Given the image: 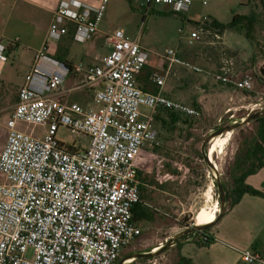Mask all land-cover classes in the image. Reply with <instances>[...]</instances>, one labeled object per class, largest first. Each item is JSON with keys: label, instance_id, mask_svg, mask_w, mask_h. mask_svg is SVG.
Masks as SVG:
<instances>
[{"label": "built area", "instance_id": "built-area-1", "mask_svg": "<svg viewBox=\"0 0 264 264\" xmlns=\"http://www.w3.org/2000/svg\"><path fill=\"white\" fill-rule=\"evenodd\" d=\"M108 1L98 8L63 0L53 14L46 43L19 87L0 152V264H119L123 250L142 235L133 223V209L141 202L138 176L143 153L160 145L153 126L157 110L193 119L200 116L196 108L162 92L175 64L201 71L181 60L177 48L164 51L165 69L150 76L158 92L138 86L137 76L151 56L140 44L142 28L137 38L122 29L108 34L109 53L97 64H69L55 57L52 46L66 35L79 43L92 39ZM195 2L208 4V0H141L140 7L145 17L164 8L190 23L187 14ZM192 23L194 29L185 40L223 45V34L213 19ZM7 49L0 42V79ZM229 65L232 61L225 60L214 78L251 91L253 74L234 81ZM69 80L73 87H68ZM85 90L93 94L90 107L72 99L73 92ZM21 124L45 130L38 135ZM60 129L87 136L89 145L60 140ZM240 256L245 264H264L259 251L241 250Z\"/></svg>", "mask_w": 264, "mask_h": 264}, {"label": "rangeland", "instance_id": "rangeland-1", "mask_svg": "<svg viewBox=\"0 0 264 264\" xmlns=\"http://www.w3.org/2000/svg\"><path fill=\"white\" fill-rule=\"evenodd\" d=\"M102 1L97 6L98 8L102 5ZM134 7L132 11H129L128 0H110L105 5L100 26L104 30L124 29L127 33L135 34L142 28L143 42L149 43L156 53L162 54L166 49L178 46V57L201 71L196 72L190 67L183 66L190 73H187L185 77V85H182L181 89L176 88V92H173L177 95L175 101L196 108L200 116L194 119L179 116L177 123H172L169 118L170 123L164 127L160 122L155 127L154 117L153 126L158 132L160 145L143 153L142 163L148 165V175L146 177L143 175L142 178L152 181L158 189L162 185L165 186L168 194L152 191L160 196L156 203L151 204L159 210V212L154 211L155 222L142 228V235L123 250L120 260L135 253L152 251L159 247L166 237L172 236L173 238L193 227L201 206L211 208L216 202H220L215 178L217 174L224 186L225 195H229L233 187L232 176L236 170L235 161L238 150L244 140L248 139L247 136L255 132V121L228 131L231 135L224 147L225 150L214 157V165L218 167L216 171L210 168L203 159V144L212 134L230 128L232 124L241 123V120L247 116L264 111V0H208L206 6L199 2L193 3L187 14L192 22L209 17L227 25L232 22L236 14L255 15L256 22L251 31L252 40L244 34L228 29L223 33V45L217 44V46L185 40L184 38L191 34L194 27L192 22L187 23L182 16L151 13L144 17V12L136 3ZM0 12H4L8 27L6 32H3L2 26L0 27V42L8 46V62L0 79L1 152L7 139V130L4 125L17 102L19 87L24 83L32 67L36 51L34 49L37 43L40 45L44 27L48 22L43 14H33L36 19H39L36 20L38 23L27 19V22L21 23L22 31L18 32L14 29H16V22L21 13L20 5L14 0H0ZM33 16L30 18L34 19ZM180 29L184 30L183 34ZM245 30L246 33L248 27L245 26ZM16 39L19 41L16 46H13L12 43ZM71 40L72 55L70 57L74 61L97 64L101 59L97 55L102 57L109 53L104 34L98 33L93 39L95 48H93L94 44H89L90 40L87 43ZM90 48L95 50L96 55L94 54L91 60H84V55L90 51ZM225 60L232 61V65L229 66L233 70L234 81H239L246 73L253 74L254 86L251 91H242L234 84L224 85L214 78V75L221 71ZM177 65L179 64L173 66L172 73L168 76H172V80L176 76L174 70ZM174 82L175 79L172 85ZM70 87H73V84ZM175 87L177 86L174 84L173 88ZM72 99L90 107L93 94L89 90L73 92ZM158 111L167 110L159 109ZM21 127L38 135H42L45 130L42 126L27 124H21ZM228 132L219 136H224ZM57 136L68 144L76 143L81 147H87L90 143L87 136L67 129H60ZM206 146L208 147L207 144ZM159 176L162 182L163 177L165 178L163 184L161 180H157L160 179ZM0 181H3L1 176ZM147 191L149 192L150 189L144 191L145 195ZM225 206L226 211L230 209L229 200H226ZM223 222H225L224 219L209 227L213 228L212 235L217 236V231ZM260 239L264 242V233L260 235ZM165 243L166 241L163 244ZM258 248L257 251L264 254V248L261 246ZM130 260L132 261H126V264H178L179 255L177 246H172L152 259Z\"/></svg>", "mask_w": 264, "mask_h": 264}, {"label": "crops", "instance_id": "crops-1", "mask_svg": "<svg viewBox=\"0 0 264 264\" xmlns=\"http://www.w3.org/2000/svg\"><path fill=\"white\" fill-rule=\"evenodd\" d=\"M63 0H14L15 3L20 5V15L17 20V26L16 31H22L21 29V23L27 22V19L33 23H38L39 19H36L33 14L39 15L43 14L45 17L44 19L47 20V24L44 27V34L42 37V40L40 42V45L37 43V47H35V55L36 53L41 50L46 43L47 40V33L49 25L53 19V14L59 7L60 3ZM82 4H86L88 6L97 7L102 0H76ZM110 2V0L108 1ZM129 2V11H132L135 5V3L138 5L140 9L141 0H128ZM144 12V10L142 9ZM156 11L160 12H167L164 8H157ZM169 13V12H168ZM25 16H28L25 18ZM33 16L34 19H31L30 17ZM145 17V16H144ZM189 19V18H188ZM192 21L191 19H189ZM102 21V20H101ZM100 21V22H101ZM31 23V24H33ZM3 27V32H6L7 23L5 21V14L4 12H0V27ZM10 27H12L10 25ZM124 31V29H122ZM111 30H104L100 26L98 27L97 34H104L105 38L108 34L112 33ZM126 35L132 38H137L139 36V31L135 33H127L124 31ZM95 34L92 39L90 40V45H93V48H95V42L93 39L96 38ZM143 36L144 33H142L139 37L140 44L143 48L148 50L151 53L149 63L146 65L144 70L137 76V84L138 86L146 91L151 93H156L159 91V89L151 82L150 76L151 74L156 70H163L166 67L165 61L162 59V54L156 53L152 50L151 46H149V43L143 42ZM71 39H73V36L66 35L64 36L57 44H54L52 46L51 52L57 57L59 60H61L64 63L69 64H80L81 62H78L77 60L74 61L73 58L70 56L71 54ZM74 40V39H73ZM106 41V40H105ZM178 45V44H177ZM175 48L178 49V46ZM87 51L84 55V60L88 59L91 60V57L95 54V50ZM96 55V54H95ZM98 58H102L104 56L97 55ZM106 56V55H105ZM35 58V56H34ZM83 64H91V62H82ZM7 64L5 65V67ZM4 67V68H5ZM176 76H174L175 79V88H173L174 84L172 85V76L168 77L165 86L162 88V92L167 97L177 100V95L173 92H176V88L182 87L184 84V81L186 80L187 73L189 74L185 68L181 65L175 66ZM74 85L73 80L68 81V87L71 85ZM181 89V88H180ZM144 112H148L146 108H142ZM171 113L167 111H158L155 114V127L160 122L162 126H168L169 121L172 120V117L170 116ZM167 115V117H165ZM179 115V114H176ZM180 116V115H179ZM170 118V120H169ZM4 146V145H3ZM3 146L1 148V151L3 149ZM147 153V152H145ZM142 163V162H141ZM148 175V165L142 163V167L139 171V193L141 202L140 209L136 208L135 211L137 212L136 217L133 215V223L136 227L140 228L142 231V228L147 227L150 224H154L155 222V213L154 211L159 212L158 209L154 208L151 204L156 203V201L159 200V194L152 192L153 190L158 191V193L168 194L166 192L165 186L162 184L165 181V178L163 177V182L161 176H159L162 182V186H160V189L156 187L155 184H153L152 181H148L142 178V176ZM246 185L249 186L252 189L258 190L262 193H264V167L257 171L256 173L250 175L246 179ZM145 188V189H144ZM147 189H150V191L146 192V196L144 191ZM152 192V194H150ZM162 198V197H161ZM162 202V201H161ZM160 202V203H161ZM152 209V210H151ZM223 225L219 230L217 231V236L213 235L215 237V241L213 244L209 246H202L197 244L191 239H187L184 242L180 243V247H177L178 255L179 257H184L186 259H189L193 262V264H245L241 260L240 251L241 250H259V246L264 248V242L262 239H260V235L264 233V197L261 196H254L251 194H245L240 202L236 204L234 207L230 208L225 212L223 217L220 220H223ZM220 220L218 222H220ZM218 222L216 224H218ZM215 224V225H216ZM211 234H213V228L211 229ZM172 236H168L164 239V241H161L160 245L163 244L165 241H168L169 238ZM259 241V242H258ZM261 241V245L260 244Z\"/></svg>", "mask_w": 264, "mask_h": 264}, {"label": "trees", "instance_id": "trees-1", "mask_svg": "<svg viewBox=\"0 0 264 264\" xmlns=\"http://www.w3.org/2000/svg\"><path fill=\"white\" fill-rule=\"evenodd\" d=\"M152 13H159L162 15H176L174 13L168 12H160L153 10ZM256 22L255 15H234L231 23L225 25L220 23L219 21L213 19V24L217 28L220 29L223 34L226 30H234L241 34H244L249 40H252L251 31L254 28ZM245 26L248 27V31L245 33ZM246 31V30H245ZM57 58V57H56ZM58 59V58H57ZM59 60V59H58ZM172 117V123H177L179 121V115L183 116L179 113L169 112ZM179 114V115H176ZM186 117V116H183ZM188 118V117H186ZM256 130L252 132L250 136H247L248 139L244 140L240 150H238L237 158L235 161L236 170H234L232 176V184L233 187L229 192V195H226V200L230 202V208L234 207L236 204L240 202L242 197L245 194H251L254 196L264 197V193L252 189L246 185V179L262 169L264 167V117L259 118L255 121ZM241 152L243 154H241ZM241 154V155H240ZM135 208V207H134ZM136 208L140 209V204L136 205ZM133 215L136 217L137 212L133 209ZM219 216V215H218ZM211 228H206L202 232H197L193 235L186 237L187 239H191L199 245L209 246L214 243L215 238L210 233ZM180 247V244L177 246ZM148 252H151L149 250ZM152 258H140L139 260H149ZM178 264H193V262L184 257H179Z\"/></svg>", "mask_w": 264, "mask_h": 264}, {"label": "water", "instance_id": "water-1", "mask_svg": "<svg viewBox=\"0 0 264 264\" xmlns=\"http://www.w3.org/2000/svg\"><path fill=\"white\" fill-rule=\"evenodd\" d=\"M262 117H264V111L259 112L257 114H253V115L247 116V117H245V118H243L241 120V123L232 124V126L230 128L220 130V131L212 134L211 136H209L207 138V140L205 141V143L203 144V147H202V156H203V159L205 160V162L207 163V165L210 168H213L214 171H216V167L212 163V161L210 160V157H209V146H210V144L212 143V141L216 137H218L222 133H226L228 131H231V130L235 129V128H237L240 125H245V124H247L249 122L256 121V120H258L259 118H262ZM206 144L208 145V147L206 146ZM215 178H216V183H217L218 189H219L220 213H219V216L217 217V220L213 224L205 225V226L194 225L193 227L189 228L187 231L176 235L175 237L171 238L169 241H166L165 244H161L159 247L153 249L151 252L135 253L132 256L126 258V259L120 260L119 264H126L127 262L132 261L130 259H140V258H152V257H155L156 255H159V254L163 253L167 248L172 247V246H178L181 242L186 241L187 240L186 237L192 235L194 232H202L206 228L215 225L223 217V215L226 212V208H225L226 207L225 206L226 195L224 193V186L220 182L218 174H217V176ZM156 249H158V250H156Z\"/></svg>", "mask_w": 264, "mask_h": 264}, {"label": "bare ground", "instance_id": "bare-ground-1", "mask_svg": "<svg viewBox=\"0 0 264 264\" xmlns=\"http://www.w3.org/2000/svg\"><path fill=\"white\" fill-rule=\"evenodd\" d=\"M230 135H231V132H228L224 136H218L210 144V146H209V157H210V160L212 161L213 164H214L215 155L216 154H222L223 150H225L224 147H225L226 143L228 142ZM215 167H216V169H218L217 165H215ZM219 213H220L219 202H216L215 205L211 208H209L208 206H203V207L201 206L199 211L197 212V215H196L195 225L205 226V225L213 224L217 220ZM156 250H158V249H156Z\"/></svg>", "mask_w": 264, "mask_h": 264}, {"label": "flooded vegetation", "instance_id": "flooded-vegetation-1", "mask_svg": "<svg viewBox=\"0 0 264 264\" xmlns=\"http://www.w3.org/2000/svg\"><path fill=\"white\" fill-rule=\"evenodd\" d=\"M195 233H197V232H194L193 234H195ZM193 234H192V235H193Z\"/></svg>", "mask_w": 264, "mask_h": 264}]
</instances>
